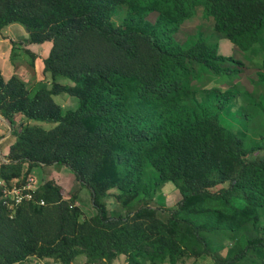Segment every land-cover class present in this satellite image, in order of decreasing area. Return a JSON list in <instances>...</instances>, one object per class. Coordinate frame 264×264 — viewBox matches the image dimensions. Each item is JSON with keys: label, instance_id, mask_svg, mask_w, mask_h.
<instances>
[{"label": "trees", "instance_id": "16d2710c", "mask_svg": "<svg viewBox=\"0 0 264 264\" xmlns=\"http://www.w3.org/2000/svg\"><path fill=\"white\" fill-rule=\"evenodd\" d=\"M54 7L60 12L56 33L70 28V34L77 38L96 34L127 63L125 68L73 73L69 78L75 86L67 90L79 96L80 104L63 117L39 114L34 111V99L29 98L18 99L12 108L35 120L74 123L87 132L62 161L87 188L97 211L93 228L87 234L80 233L82 249L99 257L129 256L132 263L163 256L175 264L185 251L180 244L188 248L189 239L203 244L212 257L209 240L201 237L204 232L236 236L254 226L264 210V160H246L245 156L257 149L246 150L244 137L221 124L222 114L238 99L215 88L199 101L192 96L195 74L188 66L197 63L213 76L231 80L242 62L221 55L219 45L210 42L201 30L184 32V38L179 32L201 15L203 20L212 19L213 29L242 51L264 49V0H54ZM122 7L125 16L116 24L112 18ZM153 13L158 14L155 23L147 18ZM15 21L22 22L21 17L2 16L0 29ZM27 31L31 42L37 43V37ZM259 80L264 85V73L259 74ZM12 82L18 80L12 78ZM95 151L102 153L101 158L84 174ZM8 168L3 169L6 176ZM147 171H155L164 181H184L179 210L163 228V240L158 242H153L141 226L111 221L101 202L105 192L116 190L130 215L137 205H142L137 216L154 214L147 202L151 193ZM225 185L228 189L219 194L210 193ZM59 190L55 183H46L40 193L46 206L30 204L17 213L46 209L48 191L59 195ZM65 204L69 208L68 202ZM0 212L7 214L2 207ZM259 247L264 248V244L254 240L248 249ZM244 256L242 253L216 264H237Z\"/></svg>", "mask_w": 264, "mask_h": 264}, {"label": "rangeland", "instance_id": "374dc122", "mask_svg": "<svg viewBox=\"0 0 264 264\" xmlns=\"http://www.w3.org/2000/svg\"><path fill=\"white\" fill-rule=\"evenodd\" d=\"M54 8V0H0V18L4 15L11 19L21 17L22 21L7 24L10 29L8 33L11 34L7 37L1 34V37L11 44L13 41L21 43L22 41L17 38H21L23 32L21 29L17 32V27L23 25L25 30H29L37 37L38 45L28 43L23 45L22 42L17 43L16 47L21 45L19 51L31 49V52L34 51L32 53L41 57L43 70L47 72V75L43 73L45 77L43 81L49 80L51 83L52 80L45 89L36 86L37 83L33 84L34 80L27 83L23 77L9 78L0 61V77L3 81V86L0 87V114L3 116V120H0V136L7 135L2 145L7 154L6 159L10 163V166H7L9 167L7 173L14 177L32 173L42 186L51 181L60 189L59 195L48 191L49 206L42 211L32 212L23 209L16 213H20L17 218L16 214L9 217L0 212V264H32V260L38 257L59 261V264H170L169 259H163V256H155L154 259L141 258L132 263L129 256L125 255L112 258L109 255L99 257L89 249L85 252L80 246L82 241L79 236L80 233H89L93 228L97 211L87 188L76 180L69 166L62 161L68 156L71 146L87 136L86 130L77 128L78 125L74 123L64 121L48 123L12 111L18 99L29 98L34 99V111L41 112L39 114H47L53 118L58 115L63 117L68 111H76L80 104L79 96L67 90L75 86L69 78L73 73L91 68L127 66L121 54L110 49L96 34L88 33L77 38L76 35L70 34L68 30L70 28L63 30L64 35L56 33V21L60 12ZM125 12V8L122 7L112 20L119 24ZM200 16L183 25L179 37L184 38V32L191 34L201 30L210 42L219 45L218 51L221 55L234 57L241 61L242 65L237 67L239 73L229 80L213 76L202 65L188 63L195 74L192 96L202 101L215 88L235 96V100H238L222 114L221 124L225 129L244 137L246 150L257 149L245 156L246 160L262 161L264 85L259 80V74L264 73V49L254 47L249 51H242L230 42L225 34L213 29L212 19L203 20ZM157 17V13L147 16L152 23L156 22ZM3 28L4 26L0 31ZM46 45L50 51L43 55L41 47ZM31 52L26 58L31 60L28 69L32 73L34 54ZM12 78L18 82L9 83ZM101 155V152L93 153L86 162L84 174L91 172ZM147 181L151 191L147 202L149 201L148 206L154 214L145 212L137 216L136 212L142 206L137 205L130 215V212L123 208L116 190L105 192L101 202L106 209L107 218L111 221L123 220L131 225L141 226L153 242H158L160 239L163 240V228L179 210L183 200L180 189L184 188V181H164L155 171H147ZM224 189H228V185L217 186L211 189L210 193L219 194ZM40 193L41 188L37 195L40 196ZM60 198L64 202L60 201ZM65 202L69 205L76 204V209L74 207L73 211L66 208ZM201 237L209 240L208 253L212 257L207 254L203 244L194 243L189 239L186 243L188 248L180 244L185 251L175 264H216L222 260L237 258L242 253L245 256L237 264H264V248L248 249L250 242L254 240L264 244V210L260 212L254 226L246 227L236 236L227 232L215 234L204 232V236ZM166 254L169 255L168 251Z\"/></svg>", "mask_w": 264, "mask_h": 264}, {"label": "built area", "instance_id": "2783aa9c", "mask_svg": "<svg viewBox=\"0 0 264 264\" xmlns=\"http://www.w3.org/2000/svg\"><path fill=\"white\" fill-rule=\"evenodd\" d=\"M0 120H3L1 115ZM6 138L7 135L0 136V207L5 209L9 217H13L21 207L30 204L45 207L46 201L37 195L42 183L32 173L21 177L3 174V169L10 164L6 159L5 148H2ZM75 205L70 204L69 208L72 209ZM32 261V264H59L55 261L39 258H35Z\"/></svg>", "mask_w": 264, "mask_h": 264}, {"label": "crops", "instance_id": "0c3cea01", "mask_svg": "<svg viewBox=\"0 0 264 264\" xmlns=\"http://www.w3.org/2000/svg\"><path fill=\"white\" fill-rule=\"evenodd\" d=\"M19 26V25H18ZM7 28H5V32H3V29L0 31V61L2 63V67L3 69H5V74L8 75L9 78H11L12 76H16L18 78H22L23 80H25V82H30L32 80H34V83H37L36 86H40L42 88H48V85L51 83L49 80H45L43 81V79H45V77L43 76V73H45L47 75V72H44V67H43V59H41V57L37 56L36 54L32 53L34 52L32 50V52L25 48V50L19 51V47H16L17 43L21 44L23 42V45L28 43L30 45H35L36 43H31V39H30V34L28 33L27 30H25V27H23L21 25V27H17L16 31L19 32V30L21 29V32H23L22 37L21 38H17L20 39L22 42H15L13 41V44H11L8 40L3 39L1 37V34L5 35L6 37L9 36L11 33H8L10 29H8V26H6ZM11 27V26H10ZM19 28V29H18ZM8 33V34H6ZM16 36V35H15ZM14 45V47L12 46ZM38 45V44H36ZM41 52L43 55H45V53L48 51H50V48L46 45V46H42L41 47ZM29 50V52H31L32 54H34V70L31 72H29L28 66L30 65L29 62L31 63L30 58H26L27 56L29 57V52L27 51ZM42 72V73H41Z\"/></svg>", "mask_w": 264, "mask_h": 264}, {"label": "clouds", "instance_id": "9594fccd", "mask_svg": "<svg viewBox=\"0 0 264 264\" xmlns=\"http://www.w3.org/2000/svg\"><path fill=\"white\" fill-rule=\"evenodd\" d=\"M51 261H53V260H51Z\"/></svg>", "mask_w": 264, "mask_h": 264}]
</instances>
